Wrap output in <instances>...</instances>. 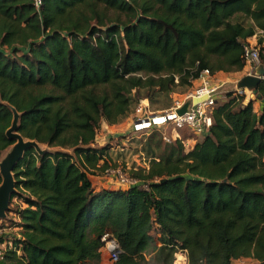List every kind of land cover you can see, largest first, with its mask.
Instances as JSON below:
<instances>
[{
  "label": "trees",
  "instance_id": "trees-1",
  "mask_svg": "<svg viewBox=\"0 0 264 264\" xmlns=\"http://www.w3.org/2000/svg\"><path fill=\"white\" fill-rule=\"evenodd\" d=\"M254 34L261 44L264 0H0V156L14 108L25 138L56 147L30 146L13 169L21 231L0 264L98 261L104 232L121 248L113 264H171L181 249L187 264H264V76L258 110L226 90L207 132L130 169L137 182L90 178L111 165L109 144L94 145L101 121L143 97L168 108L205 68L242 70Z\"/></svg>",
  "mask_w": 264,
  "mask_h": 264
},
{
  "label": "rangeland",
  "instance_id": "rangeland-1",
  "mask_svg": "<svg viewBox=\"0 0 264 264\" xmlns=\"http://www.w3.org/2000/svg\"><path fill=\"white\" fill-rule=\"evenodd\" d=\"M107 14L109 16H116L118 13L115 10L109 9ZM121 17L123 15L121 14ZM258 34H254V37H252V41L249 42L250 45L254 46L257 42L255 39H257ZM264 43V42H263ZM261 46V45H260ZM247 67L245 68L248 70L254 71V64L253 63H247ZM244 71V69H242ZM223 76L225 79V82L221 86L220 89L221 95L226 93V90H231V87L235 88V79L242 74L241 69L240 70H232V71H223L218 70L213 73H218ZM212 74V73H211ZM198 84V80H194V85ZM237 87V86H236ZM192 89V87H190ZM179 92H170L172 97L174 96H182L185 92L180 93L184 90H186V87H180V89H177ZM247 90V89H246ZM247 92V91H245ZM133 105V104H132ZM131 114V113H130ZM130 114L120 120L116 123H108L107 121L103 120L100 122L99 126L97 127V133H96V139L94 141V145L100 146L103 144H109V148L111 150V157H110V166L112 167H119L127 176L130 175V169L137 168V166H145L147 167L149 164V160L151 156H158L159 158H165L169 155L171 148L176 144V141H166L162 137L161 131H155L153 133H142V134H135L132 132L131 129V123L129 122ZM167 129V133L169 135H179L184 139L185 145L183 147L185 150L191 148V146L198 140L199 136L198 134L192 132L188 127L182 126V127H173V124H169ZM40 147L43 149H56L55 146H50L45 143H39ZM11 145H9L7 148H5L2 153L1 157L5 155V153L9 150ZM175 150L172 151V154L174 156ZM94 176H92L95 188L100 187H127L128 184H125L123 182H120L117 179L116 174H106L104 171H96ZM15 190H18L17 188ZM24 205L22 202V198H20V195L17 193L15 196H13L10 199L9 202V208L6 211V216L3 218H0V228L6 227L9 228V230L12 232V235L10 239L13 238V236H17L16 232L20 233L19 228H12L15 223L14 217L15 213L14 210L17 206ZM2 230V229H1ZM14 233V234H13ZM3 231H0V239H3ZM9 235V234H8ZM178 255L176 256V253ZM184 256V253L182 251H176L174 253V259L171 264H178L182 260V255ZM186 260V259H185ZM79 264H113L111 261H109L106 258V253L101 252V257L98 261L94 260H86ZM231 264H256V260L249 258V257H240L233 259L231 261Z\"/></svg>",
  "mask_w": 264,
  "mask_h": 264
},
{
  "label": "built area",
  "instance_id": "built-area-1",
  "mask_svg": "<svg viewBox=\"0 0 264 264\" xmlns=\"http://www.w3.org/2000/svg\"><path fill=\"white\" fill-rule=\"evenodd\" d=\"M34 1L36 6H39L41 3V0ZM263 42L261 44H255L254 46L250 45L249 42L244 45L243 57L247 63H253L255 66L257 63L261 62V51L264 53ZM197 79L198 84L192 86V89L186 91L182 96H174L172 104L168 108L153 110L150 107L148 98H141L135 104L134 110L130 114V130L135 134H142L150 133L152 130L158 129L161 131L162 137L166 141H173L176 137H180L178 134L169 135L167 133L166 128L171 123L173 127L186 126L196 134L207 132L212 124L211 110L217 102L218 96L221 94L222 89L220 88L224 81L213 82L211 79V72L207 68L201 70ZM236 88L239 92H242V90L246 91V89ZM247 90L251 91V89ZM193 98H196V100L193 101ZM186 100H189V105L184 112L179 113L177 109L182 106ZM181 140L185 145L184 139L182 138ZM104 173H114L120 182L128 185L137 182V178L127 176L119 167L108 166L104 169ZM143 185L148 187L146 183ZM101 240L103 241L101 252L103 251L106 253V258L109 261L113 262L117 260L121 248L116 238L111 233L104 232L101 236ZM11 245L10 240H6L5 238L0 239V259L4 257L6 249ZM179 251L184 253V260L179 264H187L186 251L184 249Z\"/></svg>",
  "mask_w": 264,
  "mask_h": 264
},
{
  "label": "water",
  "instance_id": "water-1",
  "mask_svg": "<svg viewBox=\"0 0 264 264\" xmlns=\"http://www.w3.org/2000/svg\"><path fill=\"white\" fill-rule=\"evenodd\" d=\"M263 76L264 62H259L254 66L253 72L244 74L237 80V87L240 89H253ZM195 100L196 98H193V101ZM188 105L189 100H186L177 111L179 113L184 112ZM18 120L19 112L14 108L11 125L6 130L7 137L13 140V143L5 155L0 158V174L2 177L0 182V218L6 216V211L9 208L11 194L15 190L13 169L23 157L25 150L33 146L38 152H43L37 140L25 138L18 131Z\"/></svg>",
  "mask_w": 264,
  "mask_h": 264
},
{
  "label": "crops",
  "instance_id": "crops-1",
  "mask_svg": "<svg viewBox=\"0 0 264 264\" xmlns=\"http://www.w3.org/2000/svg\"><path fill=\"white\" fill-rule=\"evenodd\" d=\"M252 37H254V35L253 36H250V37H248L247 38V41L248 42H251L252 40ZM256 41H257V39H255ZM247 67V64H245V66L243 67V69H244V71H242L241 70V72H242V74H240L236 79H235V88H233V87H231V89H237L236 88V84H237V80L242 76V75H244V74H247V73H251L252 71L251 70H248V69H246L245 70V68ZM221 71V70H220ZM211 79L213 80V82H220V81H224L225 82V79L223 78V76H221L220 74H219V72L218 73H212L211 74ZM198 79H196V81H197ZM237 91L239 92V90L237 89ZM247 92H245V90H242V92H239V93H243V94H245V97L246 98H254V95H253V93L250 91V90H246ZM225 99H227V95H226V93L225 94H220L219 96H218V102H221V101H223V100H225ZM261 100L260 99H256V98H254V102H253V104H254V108L256 109V110H258L259 109V107L261 106ZM206 133V132H205ZM205 133H202V134H198V136H199V138L198 139H200ZM95 174V173H94ZM92 176H94L93 175V173L92 174H90V178L92 179V181H93V178H92ZM93 184H94V181H93ZM15 219H18L17 217H14ZM9 228H10V226H9ZM9 228H6V227H3V228H0V231H3V236L2 237H4L6 240H9V238L11 237V235H12V232L9 230ZM12 228H19V226H13ZM2 229V230H1ZM9 234V235H8ZM14 234V233H13ZM16 235L17 236H19L20 235V233H18V232H16Z\"/></svg>",
  "mask_w": 264,
  "mask_h": 264
},
{
  "label": "bare ground",
  "instance_id": "bare-ground-1",
  "mask_svg": "<svg viewBox=\"0 0 264 264\" xmlns=\"http://www.w3.org/2000/svg\"><path fill=\"white\" fill-rule=\"evenodd\" d=\"M246 89V88H245ZM177 253H179V252H177ZM181 254V253H180ZM182 255V254H181ZM183 256V255H182Z\"/></svg>",
  "mask_w": 264,
  "mask_h": 264
}]
</instances>
